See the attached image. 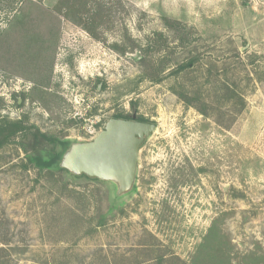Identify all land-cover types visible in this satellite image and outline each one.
<instances>
[{
	"label": "rangeland",
	"instance_id": "obj_1",
	"mask_svg": "<svg viewBox=\"0 0 264 264\" xmlns=\"http://www.w3.org/2000/svg\"><path fill=\"white\" fill-rule=\"evenodd\" d=\"M54 58L58 92L40 98L56 106L59 128L43 139L19 131L4 80L8 68L44 79ZM225 85L245 96L237 115ZM181 95L207 101L209 114ZM92 101L102 128L116 114L156 124L125 194L37 163L65 154V136L99 134L96 118L92 131L70 123L73 105L85 113ZM216 117L235 118L227 128ZM5 233L0 264H264V0H0Z\"/></svg>",
	"mask_w": 264,
	"mask_h": 264
},
{
	"label": "water",
	"instance_id": "obj_2",
	"mask_svg": "<svg viewBox=\"0 0 264 264\" xmlns=\"http://www.w3.org/2000/svg\"><path fill=\"white\" fill-rule=\"evenodd\" d=\"M134 119L112 118L91 141L72 146L61 166L78 175L114 182L119 194L133 189L139 166L140 148L156 124Z\"/></svg>",
	"mask_w": 264,
	"mask_h": 264
},
{
	"label": "flooded vegetation",
	"instance_id": "obj_3",
	"mask_svg": "<svg viewBox=\"0 0 264 264\" xmlns=\"http://www.w3.org/2000/svg\"><path fill=\"white\" fill-rule=\"evenodd\" d=\"M58 63L56 62V58L50 60L48 66H47V74L45 75L44 79H41V77L37 76L36 73L34 74H26V73H20V77H18L17 74H14L12 72L11 68H8L6 70V77L4 80V86L6 89V102L7 107L9 109L8 113L12 114L13 107H18L20 114L18 116L19 123L21 124L22 129H20V132L23 131H34V132H40L41 138H47L50 132H58L59 126L57 124L56 119V106L53 104L51 105H45L42 104L43 101L40 97L43 98L45 95H52V92L57 91V88L59 87V81L56 79V72H57ZM97 76H101L98 78V81H94L93 85L95 86V91L101 92L102 86L104 82H102V72L96 73ZM74 89V87H73ZM91 96H88V99H90ZM86 99H84L85 101ZM87 103V102H86ZM40 105V106H39ZM88 108L85 107V113L82 111H75L78 107L73 105V109L70 110V114L74 118L70 120V123L73 125H77L80 127V130L82 131H92V129L89 128V123L93 121L92 118H96L94 120L95 126L94 129L99 127V131L101 132L105 126L106 123L112 119V118H122V119H134L135 113L132 115L129 114H116L113 117H111L104 125V128H102V102L95 103L92 101V105L90 103H87ZM40 114V119L36 120V122L33 121L32 118H30L33 114ZM39 116V115H38ZM77 116L82 119L78 120ZM135 120L141 121L138 119V116L135 118ZM77 122V123H76ZM146 122H154V121H146ZM79 123V124H78ZM91 127V126H90ZM61 130L68 131L70 130V127L66 125L62 127ZM43 131V133H41ZM50 131V132H49ZM48 132V133H47ZM99 132V133H100ZM87 134V133H85ZM51 139L53 137H50ZM64 139L67 140V145L64 147L65 149L67 147L68 150L78 143L82 142H88L91 140H88L86 137L81 138L79 137L78 140L82 141H75L70 136H65ZM63 148V147H62ZM61 148V149H62ZM67 150V151H68ZM64 155V154H63ZM138 177V176H137ZM137 177L135 185L137 184ZM134 185V188H135Z\"/></svg>",
	"mask_w": 264,
	"mask_h": 264
},
{
	"label": "trees",
	"instance_id": "obj_4",
	"mask_svg": "<svg viewBox=\"0 0 264 264\" xmlns=\"http://www.w3.org/2000/svg\"><path fill=\"white\" fill-rule=\"evenodd\" d=\"M223 89H225V91L223 92L222 96L223 98H228L227 99L228 102H230V104L233 105L235 115L241 113L246 107V99H245L244 94L240 92L239 90H237V88H233L229 85H225ZM181 97L183 100L186 101L187 104L196 105L198 107V110H200L203 114L205 115L209 114L207 101L200 100L201 105H199V104L194 103L196 98H191L190 96H187V95H181ZM234 118H233V121L231 120L229 123H224L220 118L219 119L217 118V122L224 127L230 128L232 123L234 122ZM138 119L141 121H148L147 118L140 117V116L138 117ZM60 143L63 147L67 145V142L65 141H62ZM62 157H63V152L58 151L48 156L46 159H43L42 157L38 158L37 163L41 167H49V168L52 167L53 168V167L60 166L59 164L62 161ZM83 175L88 176L85 174ZM11 240H12L11 237H9L7 233H5V235L0 239V263L4 262L3 260L5 258V254L8 253L7 246L10 244Z\"/></svg>",
	"mask_w": 264,
	"mask_h": 264
}]
</instances>
